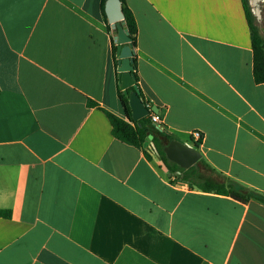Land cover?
Instances as JSON below:
<instances>
[{
	"label": "crops",
	"instance_id": "1",
	"mask_svg": "<svg viewBox=\"0 0 264 264\" xmlns=\"http://www.w3.org/2000/svg\"><path fill=\"white\" fill-rule=\"evenodd\" d=\"M102 2L0 0V264H264L263 203L203 191L151 140L113 136L107 113L128 115ZM126 2L165 132L264 196V84L242 0Z\"/></svg>",
	"mask_w": 264,
	"mask_h": 264
},
{
	"label": "trees",
	"instance_id": "2",
	"mask_svg": "<svg viewBox=\"0 0 264 264\" xmlns=\"http://www.w3.org/2000/svg\"><path fill=\"white\" fill-rule=\"evenodd\" d=\"M122 4V11L125 16L124 19V27L128 31L129 36L132 40V44L134 49L137 45V37H138V26L135 19V16L132 10L127 5L126 0H120ZM107 0H103L102 2V12L107 20V15L105 12V5ZM243 7L245 11V15L247 18L249 30L251 33V41H252V49H253V76L254 80L257 84H264V36H262L259 32V28L257 26V20L252 12V7L250 5L249 0H242ZM109 30L113 33H117L112 30L109 26ZM114 45V43H113ZM117 53V47H114V54ZM133 73L137 79V86L140 91V97L144 104L151 109V103L146 99L143 92L141 91L138 85V77L136 75V63L134 59V71ZM134 88H130V92H133ZM119 97L121 102L127 112V117H131V109L129 106V97L124 94L123 91L119 89ZM155 113L151 111L149 116L144 118L141 121L135 122L132 119L125 121L111 113H107V116L112 125V134L113 136L129 145L135 147H142L143 144L149 139V136H152V146L153 150L160 156L161 160L165 164L167 170L170 173L180 172V178L182 181L189 182L197 188L206 191V192H215L218 194H223L227 196H231L232 198L239 200L241 202H248L250 199L254 198L261 203L264 204V196L259 194L249 192L245 188H243L238 183L229 180L225 176L219 174L215 170H213L205 161L199 160L193 167L189 169H183L179 167L177 164L171 162L166 154L165 148L169 146V144L175 139L168 135L165 131L161 130L154 122H152V115ZM148 155V154H147ZM149 157V155H148ZM0 216H4L6 218H10L9 211H0Z\"/></svg>",
	"mask_w": 264,
	"mask_h": 264
},
{
	"label": "water",
	"instance_id": "3",
	"mask_svg": "<svg viewBox=\"0 0 264 264\" xmlns=\"http://www.w3.org/2000/svg\"><path fill=\"white\" fill-rule=\"evenodd\" d=\"M249 1L257 22H260L263 18L262 3H264V0ZM105 10L112 30L117 32L115 43L117 44V57L119 59V88L129 97V106L131 109V117H127V120L132 119L138 122L149 116L151 111L156 112L158 109H149L140 97L137 79L133 73L135 49L128 31L124 27L125 16L122 11L121 1L107 0ZM130 88H134V91L129 92ZM152 138V136H149V140H152ZM164 151L171 162L183 169L191 168L201 159V154L197 149L189 147L177 140L172 141Z\"/></svg>",
	"mask_w": 264,
	"mask_h": 264
},
{
	"label": "built area",
	"instance_id": "4",
	"mask_svg": "<svg viewBox=\"0 0 264 264\" xmlns=\"http://www.w3.org/2000/svg\"><path fill=\"white\" fill-rule=\"evenodd\" d=\"M152 122H154L161 130L165 131L164 127L162 126V117L160 114L155 113L154 115H152ZM191 137L196 143H200L203 138L202 133L199 131H193L191 133ZM177 175H180V173H177Z\"/></svg>",
	"mask_w": 264,
	"mask_h": 264
},
{
	"label": "rangeland",
	"instance_id": "5",
	"mask_svg": "<svg viewBox=\"0 0 264 264\" xmlns=\"http://www.w3.org/2000/svg\"><path fill=\"white\" fill-rule=\"evenodd\" d=\"M262 20L260 22H257V26L259 28V32L262 36H264V3H262Z\"/></svg>",
	"mask_w": 264,
	"mask_h": 264
}]
</instances>
